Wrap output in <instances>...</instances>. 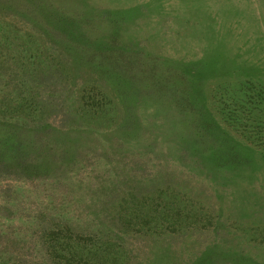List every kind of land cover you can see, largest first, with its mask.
I'll use <instances>...</instances> for the list:
<instances>
[{
	"label": "rangeland",
	"instance_id": "374dc122",
	"mask_svg": "<svg viewBox=\"0 0 264 264\" xmlns=\"http://www.w3.org/2000/svg\"><path fill=\"white\" fill-rule=\"evenodd\" d=\"M41 2L0 12V263L264 264V0Z\"/></svg>",
	"mask_w": 264,
	"mask_h": 264
},
{
	"label": "trees",
	"instance_id": "16d2710c",
	"mask_svg": "<svg viewBox=\"0 0 264 264\" xmlns=\"http://www.w3.org/2000/svg\"><path fill=\"white\" fill-rule=\"evenodd\" d=\"M29 2L27 3V0H0V12H6L9 11L10 9H18L21 8L23 5L22 4H28V9L32 8L31 15L35 14L36 15H41L44 14L46 11H44L43 8L39 4L42 5L41 0H28ZM26 12V10L24 11ZM28 12V10H27ZM49 13V11H48ZM30 15V17H31ZM43 16V15H42ZM44 17V16H43ZM0 24H3L0 26V29H6L7 26L10 25L7 23V21H2ZM6 32V31H5ZM4 32V33H5ZM244 86L249 87V83H246ZM252 87V86H251ZM251 97V95H250ZM232 110V109H230ZM230 112V111H229ZM227 115V114H226ZM230 121L231 123L235 126L236 122H241L242 124L245 123V120L241 121V117L237 116V113L233 110L232 114L230 115ZM19 126L17 123L14 121H11L10 119H6V117H0V162H4L8 165H15L18 168H21L20 165H18V162L15 159L16 155H18L21 152L22 148V128L18 129ZM18 129V131H17ZM43 131V130H42ZM33 165V163H32ZM26 166H29L27 163ZM34 168H38V166L33 165ZM53 232H59L55 228L50 229L49 234ZM47 233V231H46ZM70 238L64 237L62 240H59L58 238V243L54 244L52 242V247L50 248L51 252L56 255L60 256L61 254L65 256L67 264H73L74 260L77 258H84V255L79 253L77 251L78 246L73 245L74 243H71ZM77 247V248H76ZM90 250H92L90 248ZM212 253V252H210ZM214 253H219V251H216ZM60 254V255H59ZM208 256V255H205ZM210 257V256H209ZM59 258V257H58ZM214 258L212 256L210 258H207V260L212 261ZM204 263V262H202ZM1 264V263H0ZM211 264H218V263H211Z\"/></svg>",
	"mask_w": 264,
	"mask_h": 264
}]
</instances>
